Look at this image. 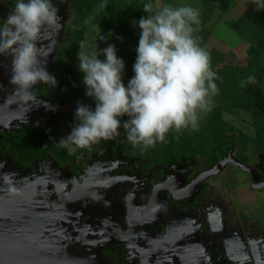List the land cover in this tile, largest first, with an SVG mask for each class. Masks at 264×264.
Wrapping results in <instances>:
<instances>
[{
	"label": "clouds",
	"instance_id": "obj_1",
	"mask_svg": "<svg viewBox=\"0 0 264 264\" xmlns=\"http://www.w3.org/2000/svg\"><path fill=\"white\" fill-rule=\"evenodd\" d=\"M253 3L257 10L264 9V0ZM143 10L148 15L138 22L137 59L127 86L122 82L125 64L117 57L114 45L102 51L98 47L91 52L79 51L86 95L96 106L92 110L78 104L76 125L56 147L69 151L90 148L120 136L123 128L133 147L146 150L163 143L172 130H197L200 114L211 110V97L218 94L214 81L219 77L211 69L210 53L194 35L201 23L198 9L149 2ZM91 19L88 17L85 24ZM60 20L51 0H16L0 24V55L12 57L10 83L15 86L14 95L27 108L38 103L31 90L34 85L56 86L55 77L40 57H47L55 48L56 36L63 28ZM49 38L47 46H38ZM105 39L101 35L100 40ZM100 55L106 59H99ZM246 83H255V76L242 81L241 87ZM123 117L128 119L122 123Z\"/></svg>",
	"mask_w": 264,
	"mask_h": 264
},
{
	"label": "rangeland",
	"instance_id": "obj_2",
	"mask_svg": "<svg viewBox=\"0 0 264 264\" xmlns=\"http://www.w3.org/2000/svg\"><path fill=\"white\" fill-rule=\"evenodd\" d=\"M15 2L16 0H0V24L6 20ZM25 2H27V0H25ZM149 2L156 6L163 4H172L174 6L188 5L198 9L200 13L199 18L202 19L205 17V14L209 12L211 16L209 19H203L204 21L200 23L199 31L194 33V35L198 38L201 47L203 46L206 49L214 50L212 51V56L210 54L211 69H217L215 63L212 65L213 58L219 63L217 67L225 64V62L235 64L238 68H242L246 64L245 59H247V54L245 48L248 47L249 43H245L244 41L246 40L241 38L233 30L232 24L239 20L240 17H242L241 15L246 12H251L252 9L256 8V6L254 7L255 4L253 0H150ZM69 6L70 4H64L63 2L60 4L59 8L57 5L58 16L61 17L60 23L63 25V28L56 36L57 43L55 48L47 57H40L42 62L45 63L47 71L58 52L60 53L65 49H69L68 41L74 36L73 31L76 26L72 25L73 17L70 13ZM249 7L251 10L243 13L244 9ZM262 13L264 14V9L257 10L256 8L254 12L246 16V18H249L248 21L243 18V21H241L242 23L239 25V30H257V27L254 26L255 21ZM133 23L135 31L139 33L141 29L138 26V21L133 20ZM98 33L99 30L96 27L90 28L88 32H86L81 41L84 48L81 49L79 47L74 55L76 65L79 66L80 63L78 59L79 51L91 52L96 47H98V50L102 51L109 46L103 40L99 41V37L97 36L99 35ZM215 54H218V56H215ZM3 56L4 55H0L1 73L2 69L4 70L6 67V60ZM98 58L101 60L106 59L103 55H100ZM222 58H224V60L226 59V61L222 62ZM123 75L124 73H122V82L124 83ZM231 79L232 76L229 77V83L232 85L231 82L233 80ZM239 80L243 81L245 79L240 78ZM6 82L3 83L0 80V105L7 99L4 94ZM215 82H217V80H215ZM70 86L75 87V82L71 83ZM259 87L264 91V79ZM222 90L223 88H221V92L218 90L216 96L211 97V109L215 106L219 108L222 129L227 133L211 134L202 133L201 131L200 133H193L194 130H189L190 133H183L182 136L185 137V141L182 138L184 143H182L181 147L175 150L174 153L176 154L177 152V154L185 158L190 155H195L197 159H200L201 155L213 157L216 156L218 152L217 149L228 152L226 146H229L231 142H233L234 151L231 155L242 164L252 167L257 159H259L258 153H260L262 149L260 146H258L259 149H257V144L251 145L247 143L244 147L241 144L246 142V136L254 139V141L256 140L255 138L258 137V133H256L260 126L258 114L254 108L250 109L243 107V92H239L237 95L239 98L236 99V96L232 95L238 92V89H235V87L231 90L225 87L223 92ZM221 93L224 94L222 100ZM42 95L43 94L39 92L38 99L41 102H45L46 99ZM53 101L55 100L53 99L52 102ZM78 104L95 108L96 101L86 95L85 89V91L80 94L78 100L65 102L61 105L57 102L54 104L52 103L55 111L52 114L55 115L48 120L46 127L56 130V140H58V142L60 139L66 138L76 125L67 122L66 116H70L75 112ZM205 113L206 112L200 114V119L198 121L200 125H205L210 119L209 114ZM39 120L40 118H38V121ZM43 125H45V123H43ZM174 132V130L170 131L164 142H166L169 135ZM214 138H218V141L214 140ZM73 147L75 148V146ZM64 149L67 154L74 157V160L79 162H84L86 157L97 152L94 146L86 149L75 148L74 151H69L67 148ZM199 167H202L201 162H199L195 170H198ZM225 167V170H222L221 174L212 177L211 181L207 182L210 188L206 189L204 192L206 196H204L202 208L199 207L200 214H196V210L189 218L184 217V222L182 223L175 219L176 215L170 210L169 220L155 232V235L152 236L151 239L149 238L152 234L144 241H148V243L173 244L176 243L180 235L188 234L192 237L193 233L196 234V232L200 230V235L206 233L210 237H215V246L219 247L220 245L222 247L223 244L219 243L224 242V245L228 247L224 252L221 251L225 253V258L220 260L219 257H214L216 260H210L208 255L204 254L201 244L196 240H190L189 243L182 245V250H177V252L180 250L182 251L178 253L182 264H216L219 260L222 264H226L227 261H231V264H264V191H253L249 185L248 173L233 163H228ZM10 177V174L7 178H3V176L1 177L0 175V194L7 195L10 191V187L7 185L13 180L11 179L13 177ZM223 178L226 182H224ZM209 194L211 195L209 196ZM236 196L239 200H237ZM213 199H219L220 202L217 200L214 201L213 204ZM240 200L244 202H240ZM23 211L24 213L22 214H18V211L15 213L10 212L11 214L7 213V215H1L2 219L0 218V244L3 246L4 253L9 260L8 263L12 264L29 263L30 253L28 249V239L31 241L32 237L30 236H32L31 232H33V230L36 229V232L39 233V224L36 223L38 218L37 214L33 213L30 209L28 211L23 209ZM208 232H210V234ZM141 233L142 236L147 237L149 231L146 229ZM212 233L215 234V236L212 235ZM251 241L255 242L256 246L252 245L253 243L249 244ZM197 247L201 248L197 249ZM123 250L125 253L126 249L124 246ZM162 252L160 249V252L156 254L154 258L156 261H158L160 257L169 258L171 260L173 257L177 256L175 248H172V250H163ZM43 253L46 259L41 264H57V257L54 251L45 250ZM119 253L120 257H122V251ZM154 259L151 261V264H156ZM222 260L226 261L222 262ZM172 261L169 264H176L175 261ZM157 264H161V260H159Z\"/></svg>",
	"mask_w": 264,
	"mask_h": 264
},
{
	"label": "flooded vegetation",
	"instance_id": "obj_3",
	"mask_svg": "<svg viewBox=\"0 0 264 264\" xmlns=\"http://www.w3.org/2000/svg\"><path fill=\"white\" fill-rule=\"evenodd\" d=\"M50 39L41 41L38 46H47ZM3 58L6 60V67L4 70L2 69V73L0 72V80L3 83L8 82H6L4 88V94L7 99L0 105L2 111H0V117L2 116L5 121L2 124L0 123V135L15 133L23 129L46 127L48 120L55 115L52 114L55 112L52 103L54 104L56 101L52 102L53 99L47 93L45 85L42 82H38L31 89L35 92L38 103L30 105L28 108L25 107L14 95L15 86L10 83L12 57L3 56ZM39 92L43 94L42 96L46 99L45 102L39 101ZM38 118H40L39 121ZM53 155L47 153L44 157L33 160V164L24 169L8 156H5L0 161L1 177L7 178L9 174L13 177H10L13 179L11 183L7 184L10 187V194H0V200L4 197L14 198L18 196L28 184L37 180L38 177H52V180L36 186L28 195L27 200L22 201L18 205V209L6 212L0 211V218L1 215L11 214L10 212L15 213L18 211V214H22L24 213L23 209H26V211L30 209L37 214L36 223L39 224V233L36 232V229L33 230L31 232L32 236H30L32 237L31 241L28 239L30 245L28 248L30 253L28 264H41L46 259L43 253L45 250L54 251L57 257V264H151L160 249L162 252L163 250H172V248L176 250V257L171 260L160 257L158 261L154 259L155 263L157 264L161 260V264H169L173 260L176 264H182L178 253L182 252V245L189 243L190 240L198 241L204 250V254L208 255L210 260L214 259V257H219L220 260L225 258V253L221 251L224 252L228 247L224 245V242L219 243L223 244L222 247L220 245L217 247L215 246V237H210L206 233L200 235V230L196 234L193 233L192 237L188 234H185L186 236L184 234L180 235L176 243L173 244L148 243V241H144L152 234L149 238L151 239L155 232L169 220L170 210L176 215L175 219L182 223L184 222V217L189 218L196 210L197 212L195 213L200 214L199 207L202 208L203 199L206 196L204 192L210 188L207 182L211 181L212 177L199 183L192 192V196L185 199L175 200L168 190L161 191L158 196L164 194V199L158 223L137 226L129 234L130 225L126 218V197L135 186L133 182L115 181L109 185L107 183L105 186H94L88 188L74 200H66L70 199L68 198L69 194L79 188L86 181L88 175L91 176L90 179L93 182L98 183H106L119 176H132L142 182V188L136 201L141 206L139 214L143 215L145 210L142 207L147 205L155 185L164 181L171 183L173 181L171 177H176L178 182L176 186L183 190L201 172L190 179L194 172L191 173V168L180 162L168 169V173L162 181L156 180L152 187H149L153 182V172L149 170L144 173L139 166H135L132 163L107 162L102 159L103 156L98 151L86 157L84 162L71 161V159L66 162H58ZM262 160L263 156H260L252 167L258 174L260 181L264 182L260 175L263 168ZM221 173L222 171L219 174ZM248 179L250 188L253 191H260L251 187L250 174H248ZM223 180L226 182L224 178ZM57 185L63 189L64 199L59 196ZM149 189V194H146ZM261 191H264V189ZM236 198L239 200L237 196ZM217 200L219 199H213L212 203L214 204V201ZM240 202L244 201L240 200ZM146 229L149 231L147 237L142 236L141 233ZM208 233L210 234V232ZM212 235L215 236L213 233ZM249 244L256 246L253 241L249 242ZM123 246L127 251L125 253ZM201 247H197V249ZM178 249L181 250L177 252ZM120 251H122V257H120ZM2 255H5V253L3 246L0 244V263ZM220 260L216 264H222ZM8 261L5 255L4 264H7ZM226 264H231V261H227Z\"/></svg>",
	"mask_w": 264,
	"mask_h": 264
},
{
	"label": "trees",
	"instance_id": "obj_4",
	"mask_svg": "<svg viewBox=\"0 0 264 264\" xmlns=\"http://www.w3.org/2000/svg\"><path fill=\"white\" fill-rule=\"evenodd\" d=\"M66 1V2H65ZM150 0H51V3L58 8L63 2L64 4H70V13L72 14V25L76 26L74 29L73 37L68 41L69 49H65L63 52H58L54 58L48 72L53 75L57 81L55 87L45 85L47 93L60 105L65 102H71L78 100L80 94L85 91L86 87L83 83V73L79 70V66L75 64V52L81 45V41L84 38L86 32L90 28L96 27L99 30L100 36H104L103 40L108 45H114L116 49V55L122 59L125 64L124 68V84L127 86L128 82L134 76V64L137 59L136 49L138 47L141 31L137 33L135 31L133 20H139L142 17H147V13L143 10V5L149 3ZM105 5L104 8L99 5ZM251 10V12H254ZM251 12H246L241 15L239 20L233 22V30L246 42H248V49L246 50L247 59L246 64L242 68H238L237 65L225 62L226 59L222 58V62L225 64L217 67L219 63L213 58L216 70L213 71L217 74L219 79L215 82L218 86L219 92L223 88L228 87L230 90L235 87L238 92L232 95L239 98L237 95L239 92H243L244 95L242 105L246 108H254L258 114V120L260 126L258 128V137L256 140L247 138L246 142L241 144L243 147L249 143L251 145L257 144L262 149L259 154L263 156L262 160V172L261 179H264V91L261 90L259 85L264 79V14H260L259 18L255 21L257 30H239L240 23L243 18H246ZM209 15V12L205 14V17ZM88 17H92L91 22L85 24V20ZM243 25V24H242ZM111 33V35H110ZM98 40V39H97ZM203 47V46H202ZM204 48V47H203ZM206 49V48H205ZM212 56V51L206 49ZM215 56H218V54ZM224 57V56H223ZM232 76L233 80L229 83V77ZM249 76H255V83H246L244 87H241L239 79H245L247 81ZM239 78V79H238ZM75 82V87H71L70 84ZM83 83V84H82ZM237 87V88H236ZM237 91V90H236ZM224 94L221 93V100ZM235 100V99H234ZM90 108V107H89ZM94 110L95 108H91ZM76 112V111H75ZM75 112L70 116H66L67 122L70 124H76ZM209 114V121L205 125H200L193 133H227L222 129L221 114L218 107L212 108L205 114ZM127 117L121 118L123 123L127 120ZM202 129V130H201ZM204 129V130H203ZM192 130L182 129L180 132H174L169 135L166 142H157L154 147H149L146 150H141L140 147H133L126 139L123 128L120 129V136L113 140L101 141L97 145H93L96 150L103 157L102 159L107 162L120 161L122 163H132L135 166H139L141 170L146 173L149 170L153 172L152 183L149 187H152L153 183L158 180L162 181L168 173V169L173 167L174 164L184 163L191 168V178L199 172L208 170L215 166L220 160L224 159L228 153H233V142L229 146H226L227 151L217 149L216 156L207 157L201 155L200 159H197L195 155L188 157L181 156L174 153L178 150L182 143L185 141L183 133H190ZM218 141V138H214ZM251 140V141H250ZM259 140V141H257ZM257 142V143H256ZM58 140H56V130L47 127H35L32 129L18 130L15 133H4L0 135V161L5 156L15 160L17 165H21V168H28L33 164V160L44 157L45 154H54L58 162L74 161V157L67 154L64 148L56 147ZM219 144V143H218ZM175 147V148H174ZM219 147V146H218ZM225 148V147H224ZM201 162L202 167L195 170L197 165ZM15 164V165H16ZM150 189L146 194H149Z\"/></svg>",
	"mask_w": 264,
	"mask_h": 264
},
{
	"label": "water",
	"instance_id": "obj_5",
	"mask_svg": "<svg viewBox=\"0 0 264 264\" xmlns=\"http://www.w3.org/2000/svg\"><path fill=\"white\" fill-rule=\"evenodd\" d=\"M4 122L5 121L3 117H0V123H4ZM228 163H233L234 165L238 166L240 169H242L243 171L251 175V187L253 189H257V190L264 189V182L260 181L259 176L254 171L253 167H249V166L242 164L240 161L235 159L231 154H228L227 157L219 161L215 166L197 175V177H195L194 180L183 190L179 189L176 186V183H178L176 177H171V180H173L171 183H168V181H164L162 183L155 185L152 189L147 205L145 207H142L145 210L143 215L139 214V208L141 206H139L136 201L137 196L142 188V182L140 179L132 177V176H119L117 178H113L111 181L109 180L106 183H103V182L98 183V182H93L90 179L91 176L88 175V178L86 179V181H84L83 184L79 188H76L75 190H73L68 196V198L70 199H66V200H74L75 198H77L78 195L81 196L84 191L94 186H105L107 185V183L109 185L110 183H114L115 181L133 182L135 186L126 197V214H127L126 218H127L128 224L130 225L128 229V232L130 234L132 230L135 229L137 226L148 224V223L149 224L158 223L161 212H162L163 199H164V194H160V196H158V194L161 191L168 190L170 194L172 195L173 199L175 200H181V199L188 198L192 196V192L197 188L199 183L213 176L218 175ZM51 178L52 177H49V176L38 177L37 180L28 184L19 193L18 196L14 198H10V197L2 198L0 200V211L6 212V211L18 209L19 208L18 205L22 201L27 200L28 195L36 188V186L43 184L49 180H52ZM57 188L59 191V196L62 199H64L63 189L59 185H57ZM8 194L10 193L8 192ZM4 260H5V255H2V260L0 264H4ZM7 264H12V263H7Z\"/></svg>",
	"mask_w": 264,
	"mask_h": 264
},
{
	"label": "crops",
	"instance_id": "obj_6",
	"mask_svg": "<svg viewBox=\"0 0 264 264\" xmlns=\"http://www.w3.org/2000/svg\"><path fill=\"white\" fill-rule=\"evenodd\" d=\"M253 5H254V4H253ZM254 7H255V5H254ZM254 7H253V8H254ZM255 9H256V8H255ZM248 10H251V8H250V7H249V8H245L244 11H243V13H244L245 11H248ZM252 10H254V9H252ZM211 13H212V12H211ZM210 16H211V14H209V15L206 16V17H204L203 19H204V20L209 19ZM200 19H201V20H200L201 22L204 21L202 18H200ZM244 42L246 43V41H244ZM207 49H208V48H207ZM247 49H248V47L245 48V51H246ZM217 50H218V49H217ZM220 51H221V50H220Z\"/></svg>",
	"mask_w": 264,
	"mask_h": 264
}]
</instances>
